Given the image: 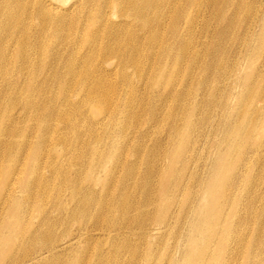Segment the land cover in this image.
Instances as JSON below:
<instances>
[{"label":"rangeland","instance_id":"obj_1","mask_svg":"<svg viewBox=\"0 0 264 264\" xmlns=\"http://www.w3.org/2000/svg\"><path fill=\"white\" fill-rule=\"evenodd\" d=\"M263 5L262 0H154L151 13L153 17L161 19L164 28L160 27L159 32H154L156 24L142 27L137 19L128 17L121 25L113 27L112 31L121 32L120 38L112 40V45L107 46L109 37L103 36V33L91 32L94 30L91 24L99 18L101 12L115 18L119 11L115 8L114 0H93L85 9H81L83 6L80 8V0H0L1 16L11 17L10 24L4 30L0 25V219L5 223L12 222L16 216V205L20 204L22 208L24 205L29 206L32 221L37 224L42 191L30 201L29 193L33 189L28 193L20 192V188H16L17 190L9 195L7 181L11 176H17L18 172V177L23 183L32 185L39 181L42 172H38V165L42 161L38 160L37 151L32 157L28 153L26 156V150L33 145L41 132L37 126H47L51 123L53 129L65 125L60 120L61 115H66V121L79 126L83 131L87 130L90 134L81 138L75 137L73 131L66 132L67 138L61 135L63 144L55 148L58 156H62L63 150L71 154L73 148H78L86 152V157H91L88 146L97 148L101 147V143H106L107 149L111 144H128L123 158L132 162L135 159L133 147L140 143L143 160L152 164L154 162L163 170V174L169 170L164 150L167 145L168 127L174 122L170 115H174L175 111L184 121L187 118V122L201 125V122L208 121L204 128L202 127L203 138L192 162V166L197 165V168L205 163L208 165L202 173V178L207 177L213 165L212 158L216 146L214 141L222 137L228 115L238 124L246 117L251 122L257 118L260 132L255 139L259 140L261 137V140H264L263 18L257 25L249 28L254 17H264V11H260ZM7 8L11 10L7 11ZM57 23L63 25L59 33L56 32ZM141 27L142 33L139 30ZM145 32L148 38L136 41L135 37H141ZM130 35L132 36L129 40ZM96 36L98 44L96 48H92L87 43V37ZM131 45H138L135 57L127 53L132 52ZM91 49L96 50L94 58L89 60L93 70L88 79L90 83H84L70 74H63L65 72L61 67L68 64L77 72L79 61L85 58ZM181 50H185L183 58L179 57ZM123 59H127L124 66ZM121 66L124 67L123 71H120ZM108 69L112 72L111 75L109 71L104 72ZM104 75L113 81L114 88L106 83ZM256 75L259 78L254 77ZM62 79H68L70 82L65 94L62 92ZM94 83H101V94L88 97L85 86L89 87ZM36 85L41 86L43 96L39 95L43 105L50 107L51 116H46L43 108L36 111V119L35 116H28L27 96L34 92L32 89ZM165 87H168L167 93L163 92ZM83 98L86 104L82 103ZM77 100L82 103L80 106L58 111V103L65 104L68 101L71 104ZM100 101L116 105L115 110L119 113L111 122L108 119L103 120V128H108L107 130H95L98 127L91 125L94 123L93 118L101 117L98 106ZM128 106H131V116L124 120L123 110ZM148 108H154L160 120L153 122L149 119ZM194 109L197 110L193 112ZM83 121L88 122L95 131L89 125L84 126ZM101 124L103 125L102 122ZM183 124L184 122L180 124L179 130L184 128ZM124 129L127 134L125 137ZM119 130L120 133L115 137ZM138 131V134L149 132L147 136L140 138L139 143L138 137L130 143L127 138L129 135H137ZM25 133H28V136L23 141ZM95 133L100 134L97 137L92 136ZM189 136L186 135L183 150L192 144L194 133ZM253 142V139L249 140L248 149L252 147ZM21 145L25 149V155L21 158V161L26 160L25 168L21 167V162L18 169L12 168L19 157L17 150ZM173 146L174 143L171 147ZM216 147L224 150L223 146ZM240 153L238 150L232 151L230 161L234 165ZM182 159L183 155L174 164L176 170L173 177L182 171ZM263 163L261 161L254 166L255 174L261 179L260 183L264 181ZM137 172L144 176L142 167L137 168ZM43 173L48 174V168H45ZM200 173L198 180L201 179ZM99 176L106 178L105 173H99ZM157 176L161 177L157 173L152 182V190L156 195L159 193L161 180H158ZM224 176H228L227 171ZM198 184L200 185L191 182L188 185L192 196L197 193ZM54 188L56 186L53 183L50 187L47 186V194H53ZM39 189L42 190L43 187ZM187 190L177 196L168 194L162 200L158 195V202L161 200L163 204L171 197L183 199L188 195ZM126 194L128 195L127 192ZM135 200L141 201L139 192L135 194ZM48 209L50 210L49 206ZM251 225L255 229L256 222ZM2 228L0 232L8 236V230ZM16 233V230L12 231V234ZM131 240L137 243V250L127 255L132 257L135 264H146L142 258L147 247L142 244L136 231ZM148 241L152 254L158 258L159 263L168 261L171 256L178 259L184 255L172 233ZM104 248L108 249L109 244ZM256 250L261 249L256 246ZM15 254L16 250H6L4 261L6 257L15 258Z\"/></svg>","mask_w":264,"mask_h":264},{"label":"bare ground","instance_id":"obj_2","mask_svg":"<svg viewBox=\"0 0 264 264\" xmlns=\"http://www.w3.org/2000/svg\"><path fill=\"white\" fill-rule=\"evenodd\" d=\"M92 1L80 0V8L82 6L81 9L87 8ZM262 1L264 3V0ZM114 3L116 10L119 11L115 18L106 12H101L98 15L99 18L91 24L92 28L94 26L91 32L103 33V36L109 37L107 46L112 40L120 38L121 32L112 31L113 27L117 24L121 25L128 17L137 19L142 27L151 23L156 24L154 32H159L160 27L164 28L161 19L153 17L151 13L154 9V0H118L117 2L114 0ZM10 10L7 8V11ZM260 11H264V5ZM1 15L2 13H0V25L4 30L10 24L11 17ZM261 19V23L264 24V17L259 15L253 18L249 28L257 25ZM56 25V32L59 33L63 25L59 23ZM142 27L139 29L140 33L143 32ZM173 32L176 34V29ZM147 38L146 32L141 37H135L138 42ZM97 41V36L87 37V43L92 48L97 47ZM137 48L138 45H131L132 52L127 53L135 57ZM95 50L91 49L89 54L79 61L77 72L72 65L68 64L66 67L63 65L61 67L65 72L63 74H70L84 83H90L88 79L93 70L89 60L94 58ZM184 56L185 50H181L179 57ZM126 60H122L123 66L126 65ZM134 61L137 60L134 59ZM123 66L119 67L120 71H123ZM108 71L109 69L104 72ZM109 74L111 75L112 72L109 71ZM106 75H104L106 83L114 88L115 84ZM254 77L259 78L258 75ZM70 81L73 83L72 79ZM61 83L62 92L65 94L70 82L68 79H62ZM85 87L88 97L101 94V83ZM165 88L163 92L167 93L168 87ZM32 91L34 92L28 94L26 102L27 104L29 102L28 105L26 104L28 116L32 118L35 116L34 119H36V111L39 108L45 110L43 113L46 116H51L50 107L43 105V100L40 98L39 94L43 96L41 86H34ZM81 101L86 102L85 98ZM262 101L264 103V99ZM82 103L79 100L71 104L66 101V105L58 103L57 106L60 107L58 111L71 109ZM98 106L101 117L93 118L94 123L91 125L94 128L98 127L95 130H107L108 128H103V120L108 119L111 122L119 113L115 110L116 105H108L105 101H100ZM130 108L131 106L124 108V120L131 116ZM148 110L149 119L153 122L160 120L154 108H148ZM195 110L197 109L193 112ZM16 112L19 116V111ZM67 118L66 115L60 116L61 122L65 124L61 127L52 129L51 123L47 126H37L41 132L33 145L26 150V156L28 153L32 157L37 151L38 160L42 161L38 165V172H42L39 181L32 185L23 183L18 177L20 172L7 181L9 195L19 188L20 192L28 193L33 189L29 193L30 201L39 191H42V198L39 199L41 204L37 203L41 207L37 224L32 221L33 216L29 206L24 205L22 208L20 204L16 205V216L12 222L5 223L3 219H0V229L3 227L2 230H8V236L0 232V262L2 264H135L132 257L127 255L137 250V243L131 240L135 231L142 244L147 247L142 258L146 264H264V181L260 183L261 179L254 170V166L261 161L264 162V140H261V137L259 140L255 139L260 132L257 118L251 122L246 117L238 124L230 115L227 116L222 137L214 141L216 146H223L224 150L215 146L213 165L205 178H202V173L206 171L208 165L205 163L197 168V165L192 166L194 164L192 162L203 138L202 127L204 128L208 121L201 122L200 125L192 121L187 122V118L184 121L177 111L174 115H170V119L174 122L168 127L167 145L164 150L169 170L163 174V170L159 169L160 167L158 168L154 162L152 164L143 160V150L139 140L147 136L149 131L141 134H138L140 132L138 131L137 135H129L127 138L131 143L138 137L139 144L133 147L135 159L132 162H127L123 158L128 144H111V147L107 149H105L106 143H101V147L97 148L88 146L91 157H86V152L78 148H73L71 154L63 150L62 156H58L55 148L63 144L61 135L67 138L66 132L73 131L75 137L81 138L90 134L87 130L83 131L79 126L66 121ZM182 122H184V128L179 130ZM82 124L93 128L86 121ZM94 128L93 131H95ZM125 129L124 137L127 135ZM28 133L23 135V141ZM119 133L120 130L115 137ZM190 133H194L192 144L183 150L186 135L189 136ZM98 134L100 133L92 136L97 137ZM250 139L254 142L248 149ZM173 143L174 146L171 147ZM24 150L21 145L17 150L19 157L12 168L18 169L20 162L21 167L25 168L26 160L21 161L22 156L25 155ZM237 150L239 153L242 152L234 165L230 161V156L232 151ZM182 155V171L173 177L176 170L174 164ZM139 167L144 169V176L137 172ZM45 168H48V174L43 173ZM199 170L202 172L200 173ZM226 171L227 177L224 176ZM99 173H105L106 178H101ZM157 173L161 176H157L158 180L161 178L160 186L158 184L160 187V189L158 187V195L161 200L168 194L179 195L189 188L188 185L191 182L200 183L197 193L192 196L188 189V195L183 199L171 197L161 204V200L158 202V195L152 190L153 178ZM199 173L201 179L198 180ZM51 183L56 188L52 189L55 192L49 195L45 188L50 187ZM42 187L43 189L40 190L39 188ZM138 189H140L138 192L141 201L135 200ZM252 222L254 224L256 222L255 229L251 225ZM14 230L17 231L16 234H12ZM167 233H172L177 238L176 244L184 255L178 259L171 256L168 261H165L166 263H159L158 258L152 254L148 239L155 240ZM106 244H109L108 249L104 248ZM256 246H259L261 250L257 251ZM8 249L16 250L17 254L15 258L6 257L4 261V254Z\"/></svg>","mask_w":264,"mask_h":264}]
</instances>
